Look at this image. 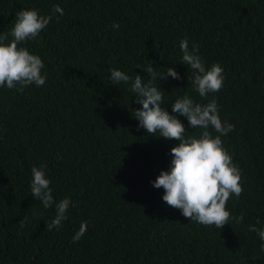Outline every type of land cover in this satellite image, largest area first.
Returning <instances> with one entry per match:
<instances>
[{
    "label": "trees",
    "instance_id": "obj_1",
    "mask_svg": "<svg viewBox=\"0 0 264 264\" xmlns=\"http://www.w3.org/2000/svg\"><path fill=\"white\" fill-rule=\"evenodd\" d=\"M56 4L64 15L22 45L44 61L45 84L0 88V264H264L249 229L264 221V0H0V32L20 8L49 14ZM184 38L206 67L222 66L218 92L194 90L192 70L179 62ZM137 64L180 73L154 82L170 114L178 96L215 97L221 120L234 125L221 139L243 191L226 207L242 223L188 220L150 183L179 141L138 127L134 94L111 83L109 68L147 82ZM175 115L186 136L200 133ZM41 165L54 198L76 205L59 230L47 228L54 209L30 194L31 168ZM82 221L88 230L74 243Z\"/></svg>",
    "mask_w": 264,
    "mask_h": 264
},
{
    "label": "clouds",
    "instance_id": "obj_2",
    "mask_svg": "<svg viewBox=\"0 0 264 264\" xmlns=\"http://www.w3.org/2000/svg\"><path fill=\"white\" fill-rule=\"evenodd\" d=\"M63 15L64 10L59 4L54 5L49 14H41L36 8H20L15 13L9 32H0V88L23 91L29 85L40 87L45 84L47 73L43 71L44 61L39 54L22 45L25 41L37 39L54 16L59 19ZM119 27L117 22L111 25L113 29L118 30ZM179 48L182 54L179 62L192 70L191 82L199 96L204 98L218 92L225 79L222 66L214 62L206 67L199 54V46L192 42L190 47L187 38L180 40ZM137 66L147 73V82L139 74L133 78L118 68H109L111 83L117 85L123 82L134 94L140 105L132 115L138 127L144 128L147 133L179 141L170 148L171 161L167 170L161 169L150 183L155 188L162 187V200L179 209L188 220L214 225L218 229L225 223L229 224L230 219L242 223L244 216L232 217L226 207L230 196L238 198L243 191L240 169L221 139L233 130L234 125L221 120L215 97L202 104L190 95L178 96L171 103L170 114L163 106V90L154 82L167 77L179 80L180 73L174 65L161 72H157L154 66ZM175 114L186 118L188 128L201 129L200 133L186 136V127ZM210 129L217 134L213 135ZM45 168L46 165L32 166L30 194L40 201L44 209H54L55 214L47 228L59 230L68 218L70 207L76 205L67 196L59 200L54 198ZM249 229L257 233L264 249V221L257 218ZM87 230L88 222L82 221L72 241H79Z\"/></svg>",
    "mask_w": 264,
    "mask_h": 264
}]
</instances>
